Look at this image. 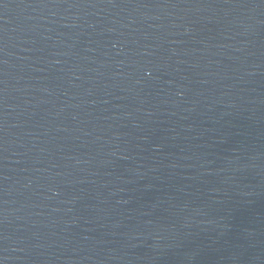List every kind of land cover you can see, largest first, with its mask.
I'll use <instances>...</instances> for the list:
<instances>
[{
  "label": "water",
  "instance_id": "obj_1",
  "mask_svg": "<svg viewBox=\"0 0 264 264\" xmlns=\"http://www.w3.org/2000/svg\"><path fill=\"white\" fill-rule=\"evenodd\" d=\"M0 264H264V0H0Z\"/></svg>",
  "mask_w": 264,
  "mask_h": 264
}]
</instances>
